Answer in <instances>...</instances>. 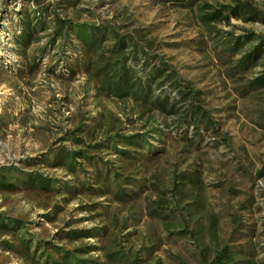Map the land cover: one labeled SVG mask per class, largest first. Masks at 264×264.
I'll return each mask as SVG.
<instances>
[{
	"label": "rangeland",
	"instance_id": "1",
	"mask_svg": "<svg viewBox=\"0 0 264 264\" xmlns=\"http://www.w3.org/2000/svg\"><path fill=\"white\" fill-rule=\"evenodd\" d=\"M0 264H264V0H0Z\"/></svg>",
	"mask_w": 264,
	"mask_h": 264
}]
</instances>
